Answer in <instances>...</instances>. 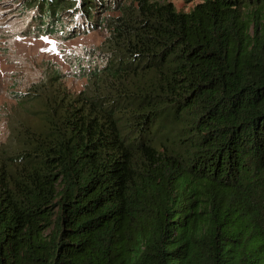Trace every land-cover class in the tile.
Segmentation results:
<instances>
[{
    "label": "trees",
    "instance_id": "trees-1",
    "mask_svg": "<svg viewBox=\"0 0 264 264\" xmlns=\"http://www.w3.org/2000/svg\"><path fill=\"white\" fill-rule=\"evenodd\" d=\"M185 1L27 0L106 34L0 157V264H264V0Z\"/></svg>",
    "mask_w": 264,
    "mask_h": 264
},
{
    "label": "rangeland",
    "instance_id": "rangeland-1",
    "mask_svg": "<svg viewBox=\"0 0 264 264\" xmlns=\"http://www.w3.org/2000/svg\"><path fill=\"white\" fill-rule=\"evenodd\" d=\"M178 9L189 10L194 2L172 0ZM34 9L27 0H0V157L17 152L27 130L44 128V97L48 79L62 82L68 91L79 92L86 83L77 71V58L98 46L105 30L77 36L62 33L29 34ZM67 20V15H64ZM66 23H69L67 21Z\"/></svg>",
    "mask_w": 264,
    "mask_h": 264
}]
</instances>
